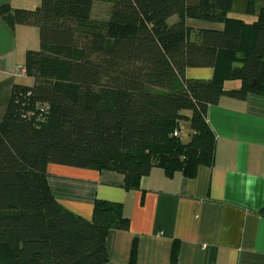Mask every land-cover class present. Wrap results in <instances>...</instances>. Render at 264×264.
<instances>
[{"label": "trees", "instance_id": "1", "mask_svg": "<svg viewBox=\"0 0 264 264\" xmlns=\"http://www.w3.org/2000/svg\"><path fill=\"white\" fill-rule=\"evenodd\" d=\"M96 1L111 3L108 18L92 17ZM231 9L232 0L0 5V18L36 27L40 43L21 66L32 83L12 85L0 120V264H104L107 231L128 228L117 203L96 200L90 219L62 206L46 180L49 164L117 171L126 188L155 166L190 177L211 164L208 106L221 96H264V4L247 0L251 21ZM190 19L222 28L191 29ZM187 68L214 74L187 78Z\"/></svg>", "mask_w": 264, "mask_h": 264}, {"label": "crops", "instance_id": "2", "mask_svg": "<svg viewBox=\"0 0 264 264\" xmlns=\"http://www.w3.org/2000/svg\"><path fill=\"white\" fill-rule=\"evenodd\" d=\"M236 1L247 14V0H232L230 15ZM39 3L0 0L14 8ZM248 17L246 21L255 18ZM187 25L222 28L221 23L193 19ZM39 47L36 27L0 18V120L12 85L32 83L18 69L26 51ZM213 74L212 68L185 70L187 78L211 79ZM206 122L214 135L213 159L190 177L155 166L138 187L126 188L117 171L48 165L50 191L67 210L90 219L95 201H107L119 204L128 219L127 229L107 231L104 264H264V96H221L208 106Z\"/></svg>", "mask_w": 264, "mask_h": 264}, {"label": "rangeland", "instance_id": "3", "mask_svg": "<svg viewBox=\"0 0 264 264\" xmlns=\"http://www.w3.org/2000/svg\"><path fill=\"white\" fill-rule=\"evenodd\" d=\"M109 2L105 1H96L92 7V17L97 20H102L108 18L109 15V9H110ZM264 4V0H256V8H259L261 5ZM240 5L238 1H236V4L234 6V15L233 16H240L242 19L247 20L249 17V14H245L244 12H241ZM238 14V15H237ZM32 81V80H31ZM229 82V81H228ZM225 86H228V83H225ZM180 123V129L182 132V140L184 142H187L190 138L191 134V128L189 126V123L186 119H181L179 121Z\"/></svg>", "mask_w": 264, "mask_h": 264}, {"label": "built area", "instance_id": "4", "mask_svg": "<svg viewBox=\"0 0 264 264\" xmlns=\"http://www.w3.org/2000/svg\"><path fill=\"white\" fill-rule=\"evenodd\" d=\"M24 74H25L24 69L22 67H19V69H18V75L22 76ZM179 132L181 134V130H179Z\"/></svg>", "mask_w": 264, "mask_h": 264}]
</instances>
